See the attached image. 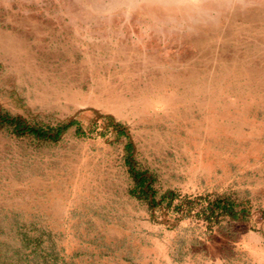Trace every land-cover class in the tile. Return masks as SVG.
<instances>
[{
	"label": "rangeland",
	"instance_id": "rangeland-1",
	"mask_svg": "<svg viewBox=\"0 0 264 264\" xmlns=\"http://www.w3.org/2000/svg\"><path fill=\"white\" fill-rule=\"evenodd\" d=\"M116 3L0 0V112L68 125L0 127V264H264V0Z\"/></svg>",
	"mask_w": 264,
	"mask_h": 264
},
{
	"label": "trees",
	"instance_id": "trees-1",
	"mask_svg": "<svg viewBox=\"0 0 264 264\" xmlns=\"http://www.w3.org/2000/svg\"><path fill=\"white\" fill-rule=\"evenodd\" d=\"M0 127L9 128L16 136L33 135L37 138L57 142L60 135L67 129L68 125L59 126L56 128L43 129L36 125L29 124L21 116H11L8 113L2 114L0 112ZM130 174L135 182L136 190L138 189L137 196L145 198L149 201L150 207L155 206V197L151 188V184H146L148 177L146 173L136 170L133 166L130 167ZM222 211L225 214L235 216L231 206H222Z\"/></svg>",
	"mask_w": 264,
	"mask_h": 264
},
{
	"label": "clouds",
	"instance_id": "clouds-1",
	"mask_svg": "<svg viewBox=\"0 0 264 264\" xmlns=\"http://www.w3.org/2000/svg\"><path fill=\"white\" fill-rule=\"evenodd\" d=\"M226 2V0H117L114 7L107 9L105 14H111L112 11L118 10L123 7L128 12L134 10L135 7L141 5H148L149 7H155L163 10L169 14V21L175 23L172 19V13L179 12L180 10H186V14L195 13L202 19L215 20L218 16V12L211 5H220Z\"/></svg>",
	"mask_w": 264,
	"mask_h": 264
}]
</instances>
